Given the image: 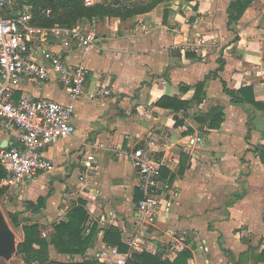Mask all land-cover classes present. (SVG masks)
Returning a JSON list of instances; mask_svg holds the SVG:
<instances>
[{
  "label": "crops",
  "instance_id": "obj_1",
  "mask_svg": "<svg viewBox=\"0 0 264 264\" xmlns=\"http://www.w3.org/2000/svg\"><path fill=\"white\" fill-rule=\"evenodd\" d=\"M88 1L87 7L103 3ZM142 1L150 0H135ZM25 2L10 0L1 15L14 17L30 8ZM232 2L163 0L131 17L78 20L75 25L94 21L98 42L88 52L50 33L58 25L41 27L33 17L39 32L32 50L59 52L70 67H84L86 93L109 92L74 103L72 135L43 151L52 169L13 191L34 204L45 198L44 208L27 218L46 240L79 201L85 203L88 233L95 227L92 244L84 256L60 255L49 246L50 261L96 260L100 250L115 248L103 242L115 228L129 257L146 252L173 262L188 251V264H264L255 263L264 249V0H253L228 27ZM199 83L203 92L196 96ZM222 83L243 90V103L232 104ZM21 96L69 101L54 77L41 85L21 81L15 97ZM161 98L188 106L176 113L156 106ZM214 110L223 120L211 130L206 118ZM11 141L0 127V147ZM136 148L160 165L152 224L137 207L144 195L131 163ZM86 154L95 161L84 174Z\"/></svg>",
  "mask_w": 264,
  "mask_h": 264
},
{
  "label": "built area",
  "instance_id": "obj_2",
  "mask_svg": "<svg viewBox=\"0 0 264 264\" xmlns=\"http://www.w3.org/2000/svg\"><path fill=\"white\" fill-rule=\"evenodd\" d=\"M9 1L0 0V127L12 136V141L4 148L0 147V165L6 173L0 186L14 191L52 169L43 151L59 139L72 135L74 103L83 96L93 100L106 97L109 92L99 88L86 93L88 71L84 67H70L69 58L59 52L32 50L30 44L39 30L31 25V9H25L12 18H4L1 14ZM88 4L89 1L85 0V5ZM44 15L48 17L50 11H44ZM92 25L94 21L91 26H54L49 31L60 40L75 41L83 52H88L98 42ZM38 55H41L40 60L37 59ZM51 77L66 91L67 104L44 98L15 97L21 81L41 85ZM195 141L201 142V138L196 137ZM94 161L93 154L85 155L82 166L84 174L92 171ZM131 163L140 177V189L144 195L137 205L138 210L152 224L156 214L155 192L160 165L137 148L132 152ZM167 235L170 233L167 232ZM41 236L44 238L46 235L42 233ZM204 250L207 251L206 248ZM128 258V255H120L116 248L103 249L95 255L101 264H125Z\"/></svg>",
  "mask_w": 264,
  "mask_h": 264
},
{
  "label": "trees",
  "instance_id": "obj_3",
  "mask_svg": "<svg viewBox=\"0 0 264 264\" xmlns=\"http://www.w3.org/2000/svg\"><path fill=\"white\" fill-rule=\"evenodd\" d=\"M102 1V4H97L92 7H87L84 0H26L25 3L30 6L34 21L36 20V25L41 27H52L54 25L72 27L78 20L82 19L90 20L93 17L103 18L105 16L125 18L146 13L151 11L163 0L142 1V4H137L135 0ZM252 1L233 0L230 3L227 10L228 27L241 18ZM130 6L133 8H130ZM46 10L50 11L48 17L44 15V11ZM221 65L222 62H220L219 70L222 68ZM214 77H216V74H214ZM222 86L223 92L231 98L232 104L238 105L243 103V100L240 98L244 95L243 90L235 92L228 90L224 83H222ZM195 89L196 96L197 94H202L203 83L197 84ZM156 106H168L169 108L167 109L177 113L185 110L188 103L161 98L156 103ZM206 119H209V129H218L223 120L222 111H211ZM5 177L6 173L0 165V183ZM7 190L6 187L0 186V196L5 195ZM44 202L45 198H38L36 204L27 202L25 211L36 214L44 208ZM84 206L85 203L79 201L78 205L69 211L65 219L55 225L49 240L41 237L40 227L37 224L23 219V222H25V225L21 228L23 238L17 244L16 253L22 256L24 264H101L97 260H84L81 263H59L52 262L49 259V246H52L56 253L60 255H85L87 249L92 244L95 227L88 233L87 223L89 217L84 210ZM17 215L15 214V219H17ZM103 242L110 247H115L119 254H127L128 247L121 242L120 233L117 229L109 228L103 236ZM190 257L191 255L188 251H183L173 262H169L162 261L157 255L143 252L133 254L126 260L125 264H188ZM240 258H243V255H240ZM259 262L264 263V249L256 257L255 263Z\"/></svg>",
  "mask_w": 264,
  "mask_h": 264
},
{
  "label": "rangeland",
  "instance_id": "obj_4",
  "mask_svg": "<svg viewBox=\"0 0 264 264\" xmlns=\"http://www.w3.org/2000/svg\"><path fill=\"white\" fill-rule=\"evenodd\" d=\"M59 27L65 28V26ZM27 202H31V197H16L13 190L10 189L7 190L5 195L0 196V210L9 228L15 235L16 244H19L23 238L21 230L22 226L25 225L23 219H27L29 221V218L32 220L34 219L29 212L25 211ZM15 214H18L17 219H15ZM0 264H24V262L22 256L16 253L9 262L0 260Z\"/></svg>",
  "mask_w": 264,
  "mask_h": 264
},
{
  "label": "water",
  "instance_id": "obj_5",
  "mask_svg": "<svg viewBox=\"0 0 264 264\" xmlns=\"http://www.w3.org/2000/svg\"><path fill=\"white\" fill-rule=\"evenodd\" d=\"M1 148H4L1 146ZM17 252L14 233L9 228L0 210V260L9 262Z\"/></svg>",
  "mask_w": 264,
  "mask_h": 264
}]
</instances>
